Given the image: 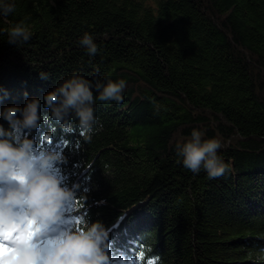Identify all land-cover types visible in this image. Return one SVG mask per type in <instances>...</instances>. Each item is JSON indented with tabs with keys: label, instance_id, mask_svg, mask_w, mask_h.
Here are the masks:
<instances>
[{
	"label": "trees",
	"instance_id": "16d2710c",
	"mask_svg": "<svg viewBox=\"0 0 264 264\" xmlns=\"http://www.w3.org/2000/svg\"><path fill=\"white\" fill-rule=\"evenodd\" d=\"M16 4L0 18V108L40 99L49 119L30 138L39 146L48 135L63 154L59 174L77 194L72 227L81 216L102 222L113 264H264V0ZM20 21L31 38L10 44ZM73 75L127 82L122 103L97 100L90 140L75 117L65 131L44 106ZM193 129L221 140L223 176L184 167L176 144Z\"/></svg>",
	"mask_w": 264,
	"mask_h": 264
},
{
	"label": "clouds",
	"instance_id": "9594fccd",
	"mask_svg": "<svg viewBox=\"0 0 264 264\" xmlns=\"http://www.w3.org/2000/svg\"><path fill=\"white\" fill-rule=\"evenodd\" d=\"M16 10V0H0V18L6 21ZM7 35L8 42L16 45L30 40L32 32L25 21H20L7 30ZM80 44L89 55L98 51L87 33ZM40 78L48 80L44 73H40ZM126 87L124 79H109L106 83L96 79L93 84L83 76L73 75L45 94L44 106L65 131L73 130L70 118L75 117L81 136L90 140L97 125V100L122 103ZM6 95H0V105ZM40 107V99L31 98L23 107L0 108V119L8 125L5 128L0 123V230L17 228L20 234L34 233L31 239L14 242V251L6 259L9 264H113L110 233L102 222H89L81 216L80 226L69 224L66 210L77 194L59 174L63 154L49 146L48 135L42 136L39 146L30 138V132L38 129L42 120L49 119L41 115ZM203 137V132L193 129L189 140L176 144L177 154L191 172L199 174L203 169L209 179L219 178L230 169L218 155L223 144L220 139ZM41 240L45 243L41 244ZM121 264L132 262L122 259Z\"/></svg>",
	"mask_w": 264,
	"mask_h": 264
},
{
	"label": "snow or ice",
	"instance_id": "6c2138e0",
	"mask_svg": "<svg viewBox=\"0 0 264 264\" xmlns=\"http://www.w3.org/2000/svg\"><path fill=\"white\" fill-rule=\"evenodd\" d=\"M33 236L31 231L20 234L17 228L0 230V264H9L6 258L14 251V242L24 238L31 239ZM40 243L44 244L45 241L41 240Z\"/></svg>",
	"mask_w": 264,
	"mask_h": 264
},
{
	"label": "rangeland",
	"instance_id": "374dc122",
	"mask_svg": "<svg viewBox=\"0 0 264 264\" xmlns=\"http://www.w3.org/2000/svg\"><path fill=\"white\" fill-rule=\"evenodd\" d=\"M73 211H72V206H70L67 210H66V217H67V219H68V221H69V224L71 225V226H73V223L75 222L74 221V217L71 215V213H72ZM62 227H66V226H62ZM132 264H135L134 262H132Z\"/></svg>",
	"mask_w": 264,
	"mask_h": 264
}]
</instances>
